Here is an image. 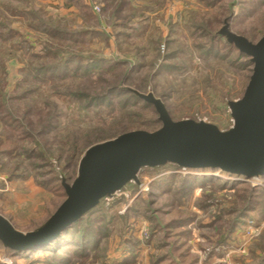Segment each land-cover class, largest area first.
<instances>
[{"label": "rangeland", "instance_id": "rangeland-1", "mask_svg": "<svg viewBox=\"0 0 264 264\" xmlns=\"http://www.w3.org/2000/svg\"><path fill=\"white\" fill-rule=\"evenodd\" d=\"M88 3L74 14L45 0H0V212L21 229L64 198L54 165L70 182L91 143L159 126L153 107L121 86L149 85L174 119L225 127V100L242 93L251 65L213 33L228 13L232 31L253 40L264 32V0ZM140 177L84 216L86 234L73 230L58 249L0 247V264H264V177L172 166Z\"/></svg>", "mask_w": 264, "mask_h": 264}, {"label": "water", "instance_id": "water-1", "mask_svg": "<svg viewBox=\"0 0 264 264\" xmlns=\"http://www.w3.org/2000/svg\"><path fill=\"white\" fill-rule=\"evenodd\" d=\"M229 19L230 13L213 34L251 65L242 93L225 100L229 123L220 127L199 116L174 119L149 85L143 92L121 86L153 107L159 126L151 131L127 130L91 143L79 156L70 182L54 165L64 198L45 219L27 229L16 227L0 212L2 251L45 246L96 208L126 196L129 186H141L144 169L172 166L186 173H221L247 181L264 177V32L253 40L232 31Z\"/></svg>", "mask_w": 264, "mask_h": 264}, {"label": "trees", "instance_id": "trees-1", "mask_svg": "<svg viewBox=\"0 0 264 264\" xmlns=\"http://www.w3.org/2000/svg\"><path fill=\"white\" fill-rule=\"evenodd\" d=\"M46 31L49 32V35H52V36H56V35L60 34L59 33L60 31L57 30L54 27H48ZM83 32H85V30H82V32H80V33H83ZM233 50H235V49L233 48ZM91 213H93V211L88 213V214H91ZM81 222H82V219L80 221L76 222L75 224H73L72 226H70L69 228H67L66 230H64L57 238H55L54 240L50 241L45 247L44 246L43 247H39L37 250L38 251H44V250H47L48 248H50L51 246L54 247V248L56 247V249L64 247L65 245L68 244L69 241H71V239H70L71 237H69V236L72 235L71 232L73 230L77 231V232H79L81 234H86V232H87L86 229L83 226L82 227L80 226ZM73 239H75V237H73L72 240ZM30 251L33 252V250H26L25 253H28Z\"/></svg>", "mask_w": 264, "mask_h": 264}, {"label": "crops", "instance_id": "crops-1", "mask_svg": "<svg viewBox=\"0 0 264 264\" xmlns=\"http://www.w3.org/2000/svg\"><path fill=\"white\" fill-rule=\"evenodd\" d=\"M40 1L42 2L43 0H40ZM45 1L47 3L48 8L51 10H55V12L69 11V12H74V14H76V13H79L80 11L82 12V14H86L85 13L86 11L84 10L88 9L89 7L88 0H80V3H78L77 0H45ZM36 20H37L38 26L43 25V20L39 19L38 15L36 16Z\"/></svg>", "mask_w": 264, "mask_h": 264}, {"label": "built area", "instance_id": "built-area-1", "mask_svg": "<svg viewBox=\"0 0 264 264\" xmlns=\"http://www.w3.org/2000/svg\"><path fill=\"white\" fill-rule=\"evenodd\" d=\"M93 9L96 10V11H98L99 10V7L97 5H94L93 6Z\"/></svg>", "mask_w": 264, "mask_h": 264}]
</instances>
